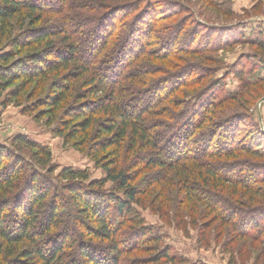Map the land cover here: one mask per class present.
Listing matches in <instances>:
<instances>
[{
	"label": "trees",
	"instance_id": "trees-1",
	"mask_svg": "<svg viewBox=\"0 0 264 264\" xmlns=\"http://www.w3.org/2000/svg\"><path fill=\"white\" fill-rule=\"evenodd\" d=\"M153 1L101 4L88 34L80 39L71 35L70 24L63 21V36H57L59 30L47 34L33 27L45 15L43 10L47 9L42 8L47 3L45 0H0V30L11 26V20L20 14L27 16L25 20L32 25L31 36H0V49L6 43L11 47L0 50V99L9 89L1 101L2 106L21 107L23 114H32L37 120L49 114L48 122H56L57 135L84 152L105 172L104 179L85 184L89 180L87 170L67 167L59 171L58 178L66 180L61 192L67 193V206L75 211L76 226L67 228L60 222L65 216L60 204L62 194L57 188L52 190V186H48L37 166L49 168V173L56 170L51 165L50 152L35 140L20 135L13 139L16 146L0 145V264H127L121 257L129 249L141 250L143 243L146 247L147 243L153 246L148 255L150 263L175 262L176 256L158 249L159 237L146 230L133 208V203H140L147 192L168 187L171 190L173 186L179 187L186 200L195 201L210 215L233 225L236 232L248 235L252 225H256L254 230H259L260 224H256V217L250 214L242 216L236 208L221 212L226 205L221 191L240 195L242 203L257 201L264 195V170L254 174L256 171H252V167L249 169L251 164L247 162L242 166L244 161L239 159L247 155L264 160V137L252 132L248 142H244L246 139L237 142L239 121L234 125L232 117L224 119L217 114L207 118L210 110L224 102L239 103L238 93L227 94L226 99L216 98L210 103L205 100L212 89L208 81L193 93L187 105L181 107V117H176L178 122L168 124L160 120L165 111L160 103L177 91L184 95L183 89L189 90L207 75L209 77L211 70L201 67L190 79L191 73L188 74L183 66L163 77L164 81L158 77L153 86L148 85L157 94L154 93L151 100L153 91L148 93L145 78L149 74L157 76L158 67L145 72L127 69L139 57L149 56L163 62L180 53L209 50L210 41L207 45L193 47L177 42L182 30L186 34L182 36L189 34L196 39V32L198 35L201 25L207 22L204 20L198 19L186 30L179 19L161 36H154L161 19L189 11L188 6L175 0H163L166 8L161 11L157 8L158 2L153 4ZM226 15L232 16L233 11L229 9ZM144 16L147 22L143 27ZM218 24L206 23L225 27ZM115 31L119 32L113 45L114 54L107 53L98 59L107 36ZM205 31L209 35L208 29ZM82 41L87 43V48L80 46ZM251 43L264 53L263 40ZM136 80L141 87L134 89L132 85ZM32 82L40 85L37 87L41 91L47 87L44 96L36 98L35 92L27 91L26 87ZM98 92L104 93L97 96ZM133 100L137 105L131 103ZM192 100L194 104L202 103L193 106ZM172 101L176 102L172 103L175 108L182 104L181 98ZM184 107L189 110L186 112ZM173 118L175 121V115ZM219 128L225 131L224 145L214 146V131ZM169 129L171 134H167ZM205 130H211L208 143L203 145L202 154H192L188 148L198 142L195 135H202ZM19 148L31 152L30 159L35 161L32 163L35 166L24 167L25 159L14 154ZM154 169H158L157 179L149 181L144 191L137 183L138 173ZM107 181L115 185V191H104ZM154 185L161 187L149 188ZM258 185L261 187L256 188ZM199 186L204 189L201 193L196 190ZM7 219L9 224L4 225ZM127 224L136 234L134 242L126 243L123 238ZM68 231L76 237L69 236Z\"/></svg>",
	"mask_w": 264,
	"mask_h": 264
},
{
	"label": "rangeland",
	"instance_id": "rangeland-1",
	"mask_svg": "<svg viewBox=\"0 0 264 264\" xmlns=\"http://www.w3.org/2000/svg\"><path fill=\"white\" fill-rule=\"evenodd\" d=\"M127 1L129 0H45L47 2L45 3L46 5L43 4L44 7L42 6L43 9H47L43 10L45 15L33 27L42 32L46 31L47 34L52 30H59L57 36H63L61 28L63 21L65 24H70L72 32L70 34L72 36L83 39L88 34L87 31L92 25L93 17L99 14V6L101 4L124 3ZM175 1H180V3L182 2L181 4L184 3L185 6H188V14L181 12L176 17L161 19L158 23L159 29L153 35L161 36L162 32L166 31L170 25L179 19L180 24L184 23L183 26L186 30L191 29L198 19L204 20L207 22H204V25L200 24L202 31L198 35V31L196 32V39L189 37V34L188 37L182 36L186 35L185 31L182 30L177 42L193 47L201 44L207 45L208 41H210V46L207 47L209 50L196 54L180 53L181 55H177L175 58L174 56L169 57L163 62H159V60L149 56L139 57L127 69L130 72H135L137 69L140 72H145L148 69L158 67L157 76L149 74L146 78L144 77L147 82L146 87L148 85L153 86L152 84H155V80L158 77L162 80L163 77L165 78L172 72L179 71V68L183 66L187 68L186 72L188 74L191 73L190 79L198 74V69L201 67L209 68L211 75L209 77L207 75L197 84L195 83L189 90L183 89V87L184 95H181L178 91L167 95L160 103L165 110L160 120L168 124L178 122L176 117H181V107L187 105L186 103L193 97V93L198 92L201 86L209 81L212 89L207 92L206 101L211 103L216 98L220 100L226 99L227 94L238 93L240 102H224L223 105L210 110L207 118L214 117L217 114L219 118L232 117L233 122L235 121L234 125L239 121L240 131L239 135L236 136L237 142L245 139L244 142H248L247 139L249 140L250 138L248 135L252 132L254 135L264 137V53L251 43L254 40L264 41V0ZM155 2H158L156 3L157 8H160L161 11L165 10V1L154 0L152 3L154 4ZM229 9L233 11L232 16L226 15ZM25 17L27 16H24V14L16 15L10 22L11 26L0 30V36H8L9 34H13V36H31L30 28L32 25L28 20H25ZM187 18L188 20H186ZM142 20L144 27L147 17L144 16ZM149 22H151L150 18ZM206 23H219L218 26L225 25V27L217 28L214 25H206ZM206 29L210 32L209 35L205 33ZM118 32L115 31L112 36H107V42L102 45L101 51L98 53V59L104 57L107 53L114 54L113 45L116 42ZM80 46L87 48V43L82 41ZM2 49L10 50L11 47L6 43L0 50ZM94 51L95 49L92 50L93 53ZM190 67H193L194 71L189 69ZM161 73L162 75H159ZM141 76L143 75L141 74ZM141 80L142 78L139 79V82ZM172 81L178 82L175 79H172ZM134 82V85H132L134 89L141 87V83L138 80ZM37 86L39 87L40 85L32 82L26 88L28 92H35L36 98L44 96L47 87L41 91ZM76 86L78 87V85ZM8 90L3 92V97L7 95ZM148 90H150L148 93L153 91L149 97V99L153 100V95L155 96L156 94L154 91L156 90L154 88H149ZM190 91H192V94L189 95ZM103 93L98 92L96 95L101 96ZM3 97L0 99V145L7 147L16 146L13 139L20 135L35 140L50 152L51 165L56 167L53 173L47 172L49 168H42L36 165L42 177H45L47 184H49L48 186H52V190L57 188L60 195L62 194L60 204L65 216L63 217L64 220L60 222L67 228H74L76 226V219H74L75 216L73 214L75 211L67 206V193L61 192V187L66 180L58 178L59 171L67 167L87 170L89 180L85 181V184H88L91 181L104 179V170L90 160L84 152L79 151L71 143H65L63 136L57 135L56 122L53 121L52 124L48 122L49 114L45 113L41 119L37 120L32 114H23L21 107L13 104L3 107L1 104ZM180 98L182 99L181 106L173 107L172 103L176 102L172 101V99ZM194 102L195 100L190 101L193 106H200L202 103L197 101L194 104ZM131 103L137 105L136 100L131 101ZM160 104L158 107L161 106ZM184 108L186 112L189 110L187 107ZM221 111L223 112L222 114ZM174 115L175 121L173 120ZM170 129L167 134L172 133ZM202 132V135L198 133L194 137L198 141L196 145H191L188 148L192 154H202L203 145L205 146L209 141L207 138L211 130L210 132L206 130ZM214 132L216 138L213 141V145H224L222 139L224 136L223 132H225L224 129L219 128ZM196 150L198 151L196 152ZM14 154L20 155L25 159L24 167L28 166L30 168L31 165L35 164V161L30 159L32 154L28 150L19 148ZM239 159L244 161L241 163L242 166L246 165L247 162L251 164L249 169L252 167L251 170L256 171L254 174L264 170V160H257L247 155H241ZM157 170L138 173L137 183L141 184L144 191L148 189L149 181L152 182L157 179L155 174ZM236 172L237 170L234 171V173ZM153 187L161 186L154 185L149 188L153 189ZM260 187L258 185L256 188ZM103 189L108 192L109 190L115 191L116 188L112 182L107 181ZM196 190L197 193H201L204 189L199 186ZM221 193L224 195V203L226 204L223 205L224 210L221 209L222 213L228 209L236 208L242 216L250 214L249 216L256 217V224H260L259 230H254L256 225H252V231L248 235L236 232L233 225L226 224L221 219L210 215L206 208L195 203V201L186 200L178 186H173L171 190L168 187L165 190L158 189L147 192V195H143L140 198V203H133V208L137 211L144 227L147 228L146 230L159 237L158 249L161 251L167 250L170 254L177 257L175 262H167L165 264H264V195L257 201L242 203L238 194L231 195L228 190L221 191ZM120 195L122 196V193ZM216 196L219 197L218 193ZM18 200L16 199V202H19ZM9 221L7 219L4 225L9 224ZM126 226L128 228L122 234L123 238L126 243L134 242L137 239L136 234L130 231V224ZM68 234L70 236L72 232L68 231ZM72 236L76 237L75 235ZM151 249H153L151 243H147V247L143 243L141 250L129 249L126 251L127 254L121 257V260L127 261V264H135V262L136 264H152L148 259Z\"/></svg>",
	"mask_w": 264,
	"mask_h": 264
},
{
	"label": "water",
	"instance_id": "water-1",
	"mask_svg": "<svg viewBox=\"0 0 264 264\" xmlns=\"http://www.w3.org/2000/svg\"><path fill=\"white\" fill-rule=\"evenodd\" d=\"M264 99V98H263Z\"/></svg>",
	"mask_w": 264,
	"mask_h": 264
}]
</instances>
